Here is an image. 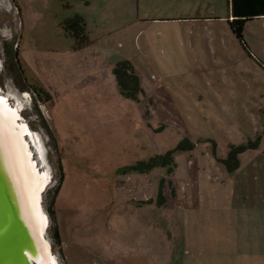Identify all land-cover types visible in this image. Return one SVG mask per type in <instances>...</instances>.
Returning <instances> with one entry per match:
<instances>
[{
  "label": "rangeland",
  "instance_id": "1",
  "mask_svg": "<svg viewBox=\"0 0 264 264\" xmlns=\"http://www.w3.org/2000/svg\"><path fill=\"white\" fill-rule=\"evenodd\" d=\"M216 5L0 0V94L19 107L34 133V157L50 171L43 206L58 264H264V208L248 201L252 168L239 174L222 161L231 144L262 136L260 145L264 137V18L247 22L251 55L228 25L189 30L153 21L191 6L203 15L228 13V0ZM135 12L143 21L131 24ZM75 13L88 19L92 36L111 34L92 49H75L63 25ZM201 31L218 39L202 42L206 48L182 40ZM17 48L24 70L13 57ZM100 49L136 61L139 101L103 81L109 73ZM99 66L105 71L95 72ZM38 85L48 100L34 94ZM186 140L194 147L178 149ZM172 150L173 165L130 167ZM250 152L239 158L247 161ZM239 193L245 201L237 202ZM185 240L192 244L186 255Z\"/></svg>",
  "mask_w": 264,
  "mask_h": 264
},
{
  "label": "bare ground",
  "instance_id": "2",
  "mask_svg": "<svg viewBox=\"0 0 264 264\" xmlns=\"http://www.w3.org/2000/svg\"><path fill=\"white\" fill-rule=\"evenodd\" d=\"M20 118L19 107L14 106L6 94H0V146L17 181L23 213L35 235L41 239L40 254L33 259L40 264H58L46 236L50 220L43 207V192L51 182L50 171L40 169L27 137L32 139L34 133Z\"/></svg>",
  "mask_w": 264,
  "mask_h": 264
},
{
  "label": "trees",
  "instance_id": "3",
  "mask_svg": "<svg viewBox=\"0 0 264 264\" xmlns=\"http://www.w3.org/2000/svg\"><path fill=\"white\" fill-rule=\"evenodd\" d=\"M231 2L233 18L229 19L230 26L243 47L251 55L252 52L249 49L244 32L249 20L264 15V0H231ZM63 25L67 32H69L74 37L75 49H81L90 44L91 40L87 32V22L82 14L75 13L73 16H70L68 19H66ZM13 57L17 60L20 69L24 70L19 60L18 48L15 49ZM113 73L116 77L119 92L121 93V95L139 101L140 94H144V89L141 83V76L139 75L135 64L128 58H122L115 63ZM32 91L36 96L40 95L43 100H48L50 97L49 92L46 91L42 86L38 85L33 88ZM261 137L262 136H259L256 140H250L247 143H241L238 145L231 144L228 156L222 160L229 171H234L239 168V154L246 151L247 149L258 147ZM193 147V142L186 140L185 142H181L177 148L180 150H184ZM173 151L174 150L169 151L163 155L153 156L147 161H139L130 167L144 172L149 171L153 166L157 164L170 163L171 165H173ZM159 194L160 198L164 199L162 187L160 188ZM49 211L51 215H56V210L54 207H52V205L49 207ZM53 235L56 238L57 242H62L58 224H56V226L54 227Z\"/></svg>",
  "mask_w": 264,
  "mask_h": 264
},
{
  "label": "crops",
  "instance_id": "4",
  "mask_svg": "<svg viewBox=\"0 0 264 264\" xmlns=\"http://www.w3.org/2000/svg\"><path fill=\"white\" fill-rule=\"evenodd\" d=\"M208 5H212V8H217V1L218 0H206ZM140 2V0H137V3ZM139 7V4H137ZM192 5V4H191ZM194 7L197 9L201 8L202 5L199 4V6H197L198 4H193ZM196 5V6H195ZM214 6V7H213ZM185 7L187 9H189L188 5H185ZM193 6H191L190 10H187L186 12L180 13L179 15H165V16H160V17H155L153 18V21H164V23H168V21H176L177 23H180L178 26L183 25L186 29L192 30V29H199V30H203L204 27H210L212 25H218V26H222L223 28L227 29V25L230 27L231 31L233 32L230 23H229V19L233 18V11H232V2L231 0H228V13L227 14H222V13H209V14H205L203 15V13H198V12H193ZM136 17L133 16L134 20H132L131 24H137L139 22H142L143 19L140 16V14L138 12H135ZM85 17V16H84ZM256 18H264V15L255 17ZM86 21L88 20L87 18H85ZM99 26V25H97ZM175 26V27H176ZM114 31V29H113ZM87 32L89 35V38L91 40L90 44L87 45L86 47H84L85 49L89 48L92 49L93 47H95L97 45V42L99 40V38L101 37H106L107 35L111 34L112 31L108 30L105 33H103L102 35H100V37H95L91 35V31L89 29L88 26V21H87ZM234 33V32H233ZM185 34H188L186 38L182 39L183 41L189 40L192 41V47L194 48L195 46H202V47H207L206 45H203L202 42L204 44H206L205 42L207 41H214L218 39V34L216 33H204V32H185ZM183 35V34H182ZM235 35V34H234ZM236 36V35H235ZM180 36H178L179 38ZM239 40V39H238ZM241 43V42H240ZM210 47V46H209ZM82 48V49H84ZM246 50V49H245ZM247 52V50H246ZM98 53L100 54V56L103 58L105 57V60L103 63H106L103 67L104 69L107 67V71H108V77H103V81L107 82L108 84L111 85V87L114 89H117V81H116V77L113 73V68L115 63L118 61L117 59H115L116 57L114 55H110V52L108 51H102L101 49L98 50ZM248 53V52H247ZM104 55V56H103ZM101 58V60H102ZM123 58H128L130 59L135 66H137L136 61L133 59V57L127 56V57H123ZM102 70L99 66V68L95 69V72L101 73ZM118 90V89H117ZM101 98H108L106 95H102ZM264 139V137H263ZM262 139L261 144L259 145V147L257 148H252V149H248L246 151H244L241 156L243 154H245L248 151H252L250 153H253V155L250 157V159H248L247 161L242 158V160L240 159V166L237 169V173L241 174H246L248 175L251 172V175L248 179V184H253L254 185V194H248V201H256V203L258 204V206L260 208H264V140ZM247 162V163H246ZM246 163V164H245ZM248 166V168H252L251 171H247L245 170L246 167ZM244 176H242L243 178ZM246 195L245 194H241L239 193L236 196V200L238 201H245L246 200ZM187 229L185 230V234L187 233ZM190 245L191 242L189 244H186V240L185 243L183 245L184 250H185V255L187 253H189L190 251ZM188 246V247H187ZM187 258V257H186ZM188 263L187 264H204L203 259L197 258V259H187L186 260ZM193 261H198L193 263Z\"/></svg>",
  "mask_w": 264,
  "mask_h": 264
},
{
  "label": "water",
  "instance_id": "5",
  "mask_svg": "<svg viewBox=\"0 0 264 264\" xmlns=\"http://www.w3.org/2000/svg\"><path fill=\"white\" fill-rule=\"evenodd\" d=\"M40 247L41 239L23 213L17 181L0 146V264H40L33 259L40 254Z\"/></svg>",
  "mask_w": 264,
  "mask_h": 264
}]
</instances>
